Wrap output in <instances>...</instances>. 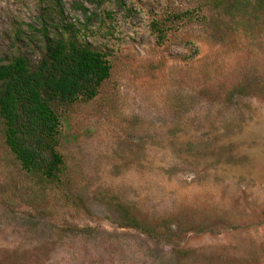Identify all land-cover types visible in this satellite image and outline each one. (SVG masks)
<instances>
[{
	"label": "rangeland",
	"instance_id": "374dc122",
	"mask_svg": "<svg viewBox=\"0 0 264 264\" xmlns=\"http://www.w3.org/2000/svg\"><path fill=\"white\" fill-rule=\"evenodd\" d=\"M253 1L61 0L110 75L62 113L61 183L22 170L0 121V264H264V1ZM78 3L99 15L84 24ZM48 8L0 0V61L40 56ZM152 20L167 24L163 40Z\"/></svg>",
	"mask_w": 264,
	"mask_h": 264
},
{
	"label": "trees",
	"instance_id": "16d2710c",
	"mask_svg": "<svg viewBox=\"0 0 264 264\" xmlns=\"http://www.w3.org/2000/svg\"><path fill=\"white\" fill-rule=\"evenodd\" d=\"M48 1L51 8L42 14L40 56L32 60L18 54L0 61V121L4 144L22 170L41 183H61L66 169L58 150L62 113L75 103L93 99L101 83L109 77L111 66L105 52L81 40L79 35L85 25L76 27L66 21L61 0ZM263 1L254 0L253 4L258 9ZM90 2L96 8L114 2L129 10L123 0ZM239 2L207 0L206 5L238 9ZM243 7L241 10H245ZM77 8L84 14V24L99 15L82 3ZM102 12L103 17H110L107 10ZM189 14V10L179 11L171 18L178 20ZM150 28L157 40H163L169 29L159 20H152Z\"/></svg>",
	"mask_w": 264,
	"mask_h": 264
}]
</instances>
